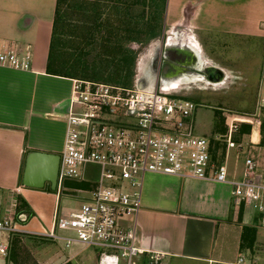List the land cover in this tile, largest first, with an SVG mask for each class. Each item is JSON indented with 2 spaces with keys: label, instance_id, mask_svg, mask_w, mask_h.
I'll return each mask as SVG.
<instances>
[{
  "label": "crops",
  "instance_id": "obj_1",
  "mask_svg": "<svg viewBox=\"0 0 264 264\" xmlns=\"http://www.w3.org/2000/svg\"><path fill=\"white\" fill-rule=\"evenodd\" d=\"M56 3L0 0V50L20 57L29 54L28 70L0 66V215L11 198L20 197L33 213L22 228L32 237L50 229L61 193H50L48 185L41 190L24 187L26 159L31 153H61L74 80L46 71ZM164 20L169 28L182 27L180 40L173 42L176 49L187 45L203 65L209 66L200 56L196 38L204 34L260 40L264 59V0H166ZM197 135L211 140L219 160L232 151L214 141L223 134ZM252 140L257 142V134ZM94 169L92 177L83 172L80 182L65 186L89 190L100 178V168ZM228 174L229 181L239 180L237 167L228 169ZM231 192L228 183L146 175L139 246L161 254L160 264H237L239 258L244 264H264L257 239L252 248L248 241L241 248L243 228L254 227L255 220L261 225L249 209L234 206ZM0 264L12 263L0 258ZM138 264H147L145 258Z\"/></svg>",
  "mask_w": 264,
  "mask_h": 264
},
{
  "label": "built area",
  "instance_id": "obj_2",
  "mask_svg": "<svg viewBox=\"0 0 264 264\" xmlns=\"http://www.w3.org/2000/svg\"><path fill=\"white\" fill-rule=\"evenodd\" d=\"M29 54L0 50V66L29 69ZM198 105L163 91L158 82L150 90L135 84L120 86L73 80L63 149L59 156L56 191L82 200L77 208L58 207L50 229L35 237L58 245L62 251L90 250L99 264H160L162 255L138 244L141 191L148 174L228 183L237 208L249 209L264 228V158L260 159V131L264 124V62L250 115L233 117L223 137L226 150L245 152L241 179L228 180V153L219 160L212 142L197 135L194 115ZM242 126L250 133L240 134ZM258 134V142L252 140ZM248 137V143L236 136ZM262 150V149H261ZM87 165L100 168V178L89 190L69 189L80 182ZM81 194V196L79 195ZM79 195V196H78ZM11 198L0 215V258L8 259L14 236H25V224ZM74 256V254L72 255ZM62 264H67L64 262ZM237 264H244L239 258ZM249 264H256L252 262Z\"/></svg>",
  "mask_w": 264,
  "mask_h": 264
},
{
  "label": "rangeland",
  "instance_id": "obj_3",
  "mask_svg": "<svg viewBox=\"0 0 264 264\" xmlns=\"http://www.w3.org/2000/svg\"><path fill=\"white\" fill-rule=\"evenodd\" d=\"M72 1L74 0H68V4L66 5H69L68 25H70V27L72 26L71 30L68 31L73 35L75 32L73 26H76V22L73 17L74 10L72 8ZM82 1H84V3H90L89 0ZM107 5L108 8L103 11L101 20L99 21L98 33L94 35L92 46H88L84 50H81L82 57L85 58L88 64H93L101 53L99 43L101 39L106 37V31L108 30L105 28V21L109 16L112 18L111 24L114 28L118 29H116L118 33L125 31L123 27H119L117 18L113 16L114 14L112 13L111 7L114 5L119 8L121 6L123 9L120 10V12L124 11L131 16L132 25L130 28L133 29L131 33L134 36L139 35L141 42L145 41V31L136 34L135 29L143 28L149 20L150 3L148 0L142 7L130 6L129 0H122L116 4L109 3ZM143 29L145 30V28ZM116 31L114 30V32ZM181 34L182 27L169 28L165 26L163 16L160 37L148 43H143V45L142 43L137 44L130 41H121L123 47L136 53L130 86L136 83L138 75L141 77L143 65H147L151 61L154 48L157 50V55L152 67L154 71L152 77L158 82V85H160V65L162 61L167 62L168 60L165 59L163 53L164 45L166 41L167 45L178 41L175 36ZM64 39H66V37H64ZM196 39L200 47L199 52L202 60L209 64L210 67L214 66L221 69L225 73L223 81H211L210 84L194 83L192 81L191 83L180 85L178 89L165 90L164 88L162 89L161 86L160 88L163 91H176L178 97L190 100L198 105L194 115L195 131L197 134L205 136H213L214 133L224 135L233 117H244L245 115L252 114L254 111L256 84L260 67L264 62L262 56L263 43L260 40L252 38L205 34ZM64 45L65 42H62V46ZM186 69L190 72H195V74H199V71L192 68ZM256 134L255 132V135ZM223 135L221 136L223 137ZM260 135L262 140L260 139L259 151L260 159H262L264 158V127L263 129L261 128ZM236 138L239 141L244 140L243 143H248V137L243 139L242 135H237ZM245 155V152H238L237 150L230 151L228 155V169L231 170L232 167H237L239 175L237 179H241ZM95 167L96 166L93 165H87L84 172L88 174L89 177H92L91 175L94 174ZM66 187L70 189L69 186ZM67 194L68 191L61 192V198L59 200V208L61 210L63 208H77L81 205V199L68 197ZM79 195L81 196V194ZM253 228L255 231L254 238L255 241L257 239L259 246L257 250L260 256H263L264 229L257 224L252 227V229ZM73 254L75 256H72ZM8 259L12 264H62L64 262H67V264H99V257L90 250L76 248L69 253L62 251L58 245L50 241L27 235L13 237Z\"/></svg>",
  "mask_w": 264,
  "mask_h": 264
},
{
  "label": "trees",
  "instance_id": "obj_4",
  "mask_svg": "<svg viewBox=\"0 0 264 264\" xmlns=\"http://www.w3.org/2000/svg\"><path fill=\"white\" fill-rule=\"evenodd\" d=\"M89 1L90 3H84L82 0L72 1V8L74 10L73 17L76 22V26H73L75 32L72 35L68 31L72 28V26L70 27L68 25L69 5H66L68 4V0H57L46 71L51 75L67 77L74 80L102 82L126 87L130 86L136 53L123 47L121 41H130L137 44L142 43L143 45V43H148L160 37L166 0H148L150 3V16L147 24L143 27L145 30L143 28L135 29L136 34L145 31L144 34L146 37L144 42L140 41L139 35L134 36L131 33L133 30L130 28L132 25L131 16L124 11L120 12L123 9L121 6L120 8L115 5L112 6V13L114 14V18H117V24L119 27H123L125 31L118 33L116 31L117 28H114L111 24L112 18L109 16L106 19L105 28L108 31H106V37L100 40L99 46L101 53L93 64L87 63L85 58L82 57L81 50L92 46L94 35L98 33V25L103 11L108 8L107 4H116L122 0ZM146 1L129 0V3L133 7H142ZM62 42H65L64 46H62ZM249 133L250 127L242 126L240 134L248 135ZM76 186L78 188L83 187V185ZM48 191L52 193L51 190ZM15 200L18 203L17 212L23 217L26 223L32 218L33 213L20 197H16ZM254 224H257V220L254 221ZM254 235V228H243L241 248H244L245 242L247 241L248 247L252 248L255 242Z\"/></svg>",
  "mask_w": 264,
  "mask_h": 264
},
{
  "label": "water",
  "instance_id": "obj_5",
  "mask_svg": "<svg viewBox=\"0 0 264 264\" xmlns=\"http://www.w3.org/2000/svg\"><path fill=\"white\" fill-rule=\"evenodd\" d=\"M165 59H167L165 57ZM174 62L171 59H168L165 62V67L161 72V78L168 74L174 68ZM210 67V66H209ZM186 70V69H185ZM188 71V70H186ZM151 72V71H150ZM151 75H146V77L140 78V75L137 77L135 83L136 88L140 90H150L152 85L147 82V78H152ZM212 74L217 81H223L225 73L217 68L210 67L208 74ZM59 166V156L58 155H49L43 153H31L27 156L22 184L24 187L41 190L45 185L49 186L51 191H56V182H57V173Z\"/></svg>",
  "mask_w": 264,
  "mask_h": 264
},
{
  "label": "flooded vegetation",
  "instance_id": "obj_6",
  "mask_svg": "<svg viewBox=\"0 0 264 264\" xmlns=\"http://www.w3.org/2000/svg\"><path fill=\"white\" fill-rule=\"evenodd\" d=\"M175 38L177 40L178 39L180 40V35L175 36ZM169 42H171V41H169ZM176 42H178V41H176ZM166 43H167V41H166ZM166 43H165L164 49H163L164 56H165V53L167 52L166 51V49H167V44ZM176 46L177 45L174 44V43H169L168 44V49L169 50H171L172 48L174 49V48H176ZM186 46L187 45L183 46V47H185V48H183V50L187 49ZM178 47H180V45H178ZM156 55H157V50L154 48L152 56H151V61L149 62V64L143 65L142 75H143L144 78L146 77V74H150L151 75V72H152L151 70H152V67H153V65L155 63ZM168 55H169L170 59L172 57H174V58L171 59L174 63L180 64V65L182 63V64H184V66L179 67L180 69L174 75H171V76L167 77L166 79L160 78L161 80L159 81V83H160V85L161 84L163 85V88L165 90L175 89V88H178L180 85H184L186 83H191L192 81L194 83H201V84H205V83L210 84L209 82H211V81H213V82L216 81L217 82V80H215V78H214V76L212 74H210V73L208 75L207 74L206 75L203 74L204 65L200 61L196 60L195 57L192 60L190 59L188 61L187 60L184 61L180 55L176 56L178 54L174 53V54H168ZM164 63H165L164 61L161 62L160 74H161L162 70L165 67ZM186 68H192V69H194L196 71H199V74H195V72L186 71V70H188ZM147 79L150 80V78H147ZM154 84H155V79L153 78L152 79V85H154Z\"/></svg>",
  "mask_w": 264,
  "mask_h": 264
},
{
  "label": "bare ground",
  "instance_id": "obj_7",
  "mask_svg": "<svg viewBox=\"0 0 264 264\" xmlns=\"http://www.w3.org/2000/svg\"><path fill=\"white\" fill-rule=\"evenodd\" d=\"M166 53H165V57L167 58V59H170V57H169V55L168 54H178V55H180L181 57H182V59L185 61V60H192L194 57H195V54H194V52L193 51H191V50H188V49H184V50H181V48L180 49H176V48H172L171 50H169L168 49V45H167V49H166ZM173 52V53H172ZM165 64V63H164ZM174 68L175 69H173V70H171L168 74H166V75H164L163 77H162V79H166L167 77H169V76H171V75H174L180 68L179 67H181V66H184V64H182L181 63V65L180 64H176V63H174ZM210 70V67L209 66H207V65H204V71H203V74L204 75H206L207 73H208V71ZM140 78H143V75L141 74V77ZM144 79V78H143ZM152 79H153V77L152 78H150V80L148 79L147 80V82L150 84V85H152ZM209 82V81H208ZM210 83V82H209ZM161 87H162V89H163V85L161 84L160 85Z\"/></svg>",
  "mask_w": 264,
  "mask_h": 264
}]
</instances>
